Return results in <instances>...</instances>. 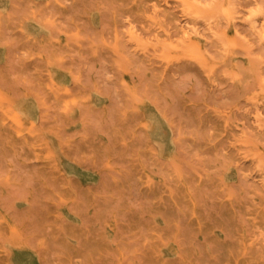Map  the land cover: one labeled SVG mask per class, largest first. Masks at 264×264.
Instances as JSON below:
<instances>
[{"label": "rangeland", "instance_id": "1", "mask_svg": "<svg viewBox=\"0 0 264 264\" xmlns=\"http://www.w3.org/2000/svg\"><path fill=\"white\" fill-rule=\"evenodd\" d=\"M264 0H0V264H264Z\"/></svg>", "mask_w": 264, "mask_h": 264}, {"label": "bare ground", "instance_id": "2", "mask_svg": "<svg viewBox=\"0 0 264 264\" xmlns=\"http://www.w3.org/2000/svg\"><path fill=\"white\" fill-rule=\"evenodd\" d=\"M261 207H262V211L264 212V202H262Z\"/></svg>", "mask_w": 264, "mask_h": 264}]
</instances>
